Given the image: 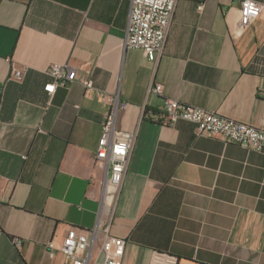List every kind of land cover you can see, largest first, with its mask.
I'll return each mask as SVG.
<instances>
[{
    "label": "crops",
    "instance_id": "crops-1",
    "mask_svg": "<svg viewBox=\"0 0 264 264\" xmlns=\"http://www.w3.org/2000/svg\"><path fill=\"white\" fill-rule=\"evenodd\" d=\"M238 30L240 0H177L153 61L124 45L131 0H0V264H65L68 228H93L103 170L94 153L105 107L83 81L127 102L134 133L110 212L121 264L151 251L178 264H264V151L162 123L164 97L259 126L264 121V0ZM52 63L75 79L48 95ZM25 67L23 79L10 77ZM160 83L162 95L149 93ZM21 240L19 247L13 238Z\"/></svg>",
    "mask_w": 264,
    "mask_h": 264
},
{
    "label": "built area",
    "instance_id": "built-area-1",
    "mask_svg": "<svg viewBox=\"0 0 264 264\" xmlns=\"http://www.w3.org/2000/svg\"><path fill=\"white\" fill-rule=\"evenodd\" d=\"M177 0H131L129 21L124 45L126 48H140L147 59L153 61L163 49L167 30ZM200 12L204 0H194ZM261 5L255 0H240L237 29L250 25L260 14ZM25 67H13L10 77L21 81ZM51 81L45 90L52 95L57 87H65L75 79V71L67 63H52L47 69ZM85 90L96 94L105 111L101 122V135L94 153V163L105 173L101 186V210L96 225L87 230L69 227L58 247L48 244L49 255L57 248L65 257V264H121L126 241L110 233V212L118 194L127 164V155L134 139V133L115 127L116 113L124 110L127 102L118 95L107 94L97 89L91 79L83 81ZM149 93L162 95L160 83L151 85ZM179 120L192 122L198 135L216 136L226 143H237L247 149L264 151V121L252 126L208 111L198 106L183 103L172 97H164L162 123L173 125ZM13 244L21 245L18 237ZM179 258L169 252L151 251L148 264H178Z\"/></svg>",
    "mask_w": 264,
    "mask_h": 264
}]
</instances>
